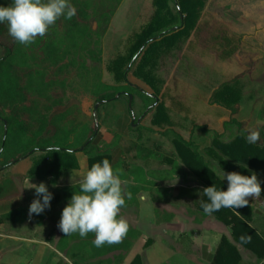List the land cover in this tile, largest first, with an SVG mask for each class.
<instances>
[{"label":"trees","instance_id":"trees-1","mask_svg":"<svg viewBox=\"0 0 264 264\" xmlns=\"http://www.w3.org/2000/svg\"><path fill=\"white\" fill-rule=\"evenodd\" d=\"M123 1L71 0L77 10L75 16L70 20L61 17L43 37L37 36L28 45L19 44L8 34L7 25L0 24V174L5 176L13 166L31 160L23 181L46 182L54 194L51 207L31 217L28 208L34 198L26 196L18 207L0 215V224L14 219L18 223L34 219L35 225L41 227L48 217L58 223L73 191L79 190V184H66L79 168V152L87 156L89 168L107 158L115 169L120 170L125 193V205L121 210L138 207L140 194L146 191H151L154 202L160 201L158 196L167 201L168 196L164 195L167 191L164 193L158 188V176L164 174L168 176L166 180L183 177L188 181L190 177L202 189L215 185L226 190L228 182L221 175L223 171L245 175L254 172L264 188V125L258 131V141L253 143L247 140L249 131L240 121L234 117L225 121L222 132L214 131L215 149L207 151L209 157L201 152V146L193 139H185L172 127L165 128L171 124L170 117L158 101L159 82L150 69L163 51L190 36L208 0H152L151 20L132 35L126 50L107 65V71L116 81L108 84L103 80L104 39ZM52 68H56L59 76L70 75L75 70L78 73L74 82L69 83L66 78L49 76ZM130 74L142 79L154 93L149 94L134 85L129 80ZM234 83L222 84L213 94L214 104L233 115L245 99L242 88ZM79 92L81 101L94 99V103H100L102 108L117 98L127 97L129 101L130 96L149 101L130 127L134 140L124 143L116 134L111 143L103 142L100 111L91 120L82 108L80 112L76 107H67ZM134 105L135 100L130 106L132 113ZM63 107L67 109L57 111ZM150 115L151 121L144 125ZM261 115L264 116V109ZM234 127L236 134L231 132ZM197 128L205 134L210 132L205 126ZM145 134H148L147 139ZM156 136L171 143L172 147L160 144L155 140ZM117 148H121L122 154L115 162L112 152ZM133 148L136 154L129 158L127 154ZM54 149L60 151H51ZM54 181L59 182L58 187H52ZM202 189H181L178 198L199 197L196 207L204 213L200 204L201 199L207 198L198 194ZM0 190V197L13 193L7 183H2ZM260 198L264 200V191ZM254 213L255 208L249 200L248 205L237 209L221 208L210 215L229 227L234 241L255 254L257 264H263L264 218L255 222ZM53 234L54 230L49 235ZM141 235L129 224L127 234L119 243L97 248L92 244L95 238L92 232L72 243L63 233L57 250L69 260L66 264H124L126 254ZM241 237L245 239L241 240ZM131 264H142V260L138 256ZM211 264H242L237 246L226 236L222 237Z\"/></svg>","mask_w":264,"mask_h":264},{"label":"rangeland","instance_id":"rangeland-1","mask_svg":"<svg viewBox=\"0 0 264 264\" xmlns=\"http://www.w3.org/2000/svg\"><path fill=\"white\" fill-rule=\"evenodd\" d=\"M246 1L208 0L190 36L180 41L177 46L163 51L154 67L150 69L159 82L158 101L164 105L170 117L171 124L166 125L165 128L172 127L185 139H193L201 146V152L207 157H209L207 151L215 149L214 131L222 132L225 121L234 117L249 132H258L264 125V116L261 115L264 107V54L242 43L243 37L240 36L243 31H252L244 28L247 26L242 20V17L246 16L243 12L247 6ZM253 1L262 3L260 8L264 16V0H249L248 3L250 5L256 3ZM8 2L9 0H0V4ZM153 12L152 0H124L115 13L109 32L104 39L102 68L103 80L106 83H116L113 74L107 71V65L119 53L126 50L132 35L151 20ZM259 23L263 27L264 19ZM257 24L258 22L254 23L255 26ZM93 25L96 27V23L93 22ZM77 73L75 70L70 75L65 73L59 76L56 74V68H52L49 76L66 78L71 83L74 82ZM129 80L149 94L154 93L149 85L133 74L129 75ZM233 81L236 86L242 88L245 98L234 115L214 104L213 96L215 90L222 84ZM124 100L130 103V97L129 101L127 97ZM134 100L133 113L139 117L144 111L143 107L150 102L147 103L139 96L133 97L132 102ZM96 105L94 99L86 98L81 101V92H79L67 107H76L80 112L82 108L91 120L100 111V125H103L107 106L102 108L99 103V108L96 109ZM67 107L58 108L57 111L63 112ZM151 119L152 115L146 118L143 124L148 125ZM197 126H205L210 132L205 134ZM231 132L236 134V127ZM147 135L145 134V139ZM154 138L160 144L172 147V144L165 139L159 136ZM28 163L30 168L31 160H28L26 163H20L18 169L22 170ZM22 178L23 176L21 180ZM31 183L26 184V189L33 192L34 188H28L32 186ZM181 204L182 207H187L184 203ZM126 219L132 221L133 214ZM72 234L76 238H81L78 233ZM140 247L141 245H138L132 255H137ZM53 257L59 260L51 247H44L40 242L23 243L21 251L17 254L16 264H50Z\"/></svg>","mask_w":264,"mask_h":264},{"label":"crops","instance_id":"crops-1","mask_svg":"<svg viewBox=\"0 0 264 264\" xmlns=\"http://www.w3.org/2000/svg\"><path fill=\"white\" fill-rule=\"evenodd\" d=\"M248 1H246V8L243 9L246 16H243L242 20L246 22L247 27L244 28L252 31L241 32L240 36L243 37L241 42L264 54V26L262 27L259 23L264 19L260 8L262 3L253 1L256 3L250 5ZM247 22L251 24L248 25ZM255 22H258L257 26L254 25ZM130 106L124 98H117L107 105L105 121L100 129L103 142L111 143L116 134L122 137L124 143L134 140L133 135L130 136V127L136 120V115L131 112ZM121 154V148L113 150L112 155L115 162L119 160ZM135 154L136 149L133 148L127 156L133 158ZM77 159L79 168L74 171L71 178L67 179L66 184H79L84 173L89 169L88 158L85 154L77 153ZM19 164L13 166L5 176L0 174V185L7 183L9 191H13L10 195L5 193L6 196L0 197V215L18 207L26 196L35 198V191L26 189V184L28 182L37 183L29 180L23 181V178L21 180V177L26 175L30 164L28 163L22 170L18 169ZM168 169L167 167L163 170ZM167 177L166 174L158 176V188L163 192L167 191V193L164 192L166 193L164 195L168 196L167 201L157 195L160 201L154 202L150 197L151 191H146L140 194L138 207L120 210L125 218L133 214V220L128 223L142 234L133 249L126 254L124 264H131L138 256L142 264H211L223 236L237 246L242 264L258 263L255 254L234 241L229 227L218 221L214 215L204 216V213L196 207L199 197L195 199L188 198V196L178 198L181 189H202L197 182L192 181L190 177L188 181L183 177L166 180ZM248 199L255 208L254 221H261L264 218V200L260 197L256 199L249 197ZM181 203L187 207H182ZM52 230L54 234L50 236ZM62 235L58 223H53L50 217L45 219L41 227L35 225L34 219L26 223H18L14 219L10 223L0 224V264H16V257L23 243L36 244L38 242L44 247H51L53 253L59 257V260L53 257L50 264L69 263L65 255L57 250V243ZM68 239L72 243L78 238L70 234ZM138 245H141L139 253L134 256L132 252ZM262 263L264 264V258Z\"/></svg>","mask_w":264,"mask_h":264},{"label":"clouds","instance_id":"clouds-1","mask_svg":"<svg viewBox=\"0 0 264 264\" xmlns=\"http://www.w3.org/2000/svg\"><path fill=\"white\" fill-rule=\"evenodd\" d=\"M71 0H9L0 4V24H6L8 34L19 44L28 45L37 36L43 37L55 22L63 17L70 20L76 14ZM259 133L250 131L247 140L256 142ZM51 151H60L54 149ZM227 180V189H218L215 185L198 190L201 199L200 207L204 213L212 214L221 208H234L249 204V197H260L262 181L256 173L249 175L237 171L221 173ZM124 181L120 170L115 169L109 159L92 164L79 182V190L73 191L66 206L62 209L58 228L66 236L78 233L85 238L89 232L95 234L92 244L99 248L105 244L119 243L127 234L129 223L120 215L125 205ZM35 198L30 203L28 215L41 214L51 207L54 194L49 191L46 182L32 184ZM53 182L52 187H58ZM241 237V240H244Z\"/></svg>","mask_w":264,"mask_h":264},{"label":"water","instance_id":"water-1","mask_svg":"<svg viewBox=\"0 0 264 264\" xmlns=\"http://www.w3.org/2000/svg\"><path fill=\"white\" fill-rule=\"evenodd\" d=\"M132 99L133 98L130 96V105H131ZM98 108H99V104L96 105V109H98Z\"/></svg>","mask_w":264,"mask_h":264}]
</instances>
